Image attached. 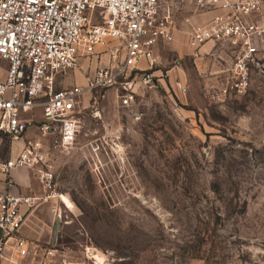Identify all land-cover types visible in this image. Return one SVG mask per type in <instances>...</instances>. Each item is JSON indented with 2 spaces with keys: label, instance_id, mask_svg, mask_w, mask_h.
Returning <instances> with one entry per match:
<instances>
[{
  "label": "rangeland",
  "instance_id": "obj_1",
  "mask_svg": "<svg viewBox=\"0 0 264 264\" xmlns=\"http://www.w3.org/2000/svg\"><path fill=\"white\" fill-rule=\"evenodd\" d=\"M161 1L174 4L176 32L156 52L159 80L136 83L130 106L116 88L96 107L102 93H85L69 148L37 128L22 138L41 139L54 173L33 207L46 222L43 244L72 263L264 264V75L243 94L215 97L231 51L196 55L190 34L210 14L195 0ZM108 57L83 60L57 88L85 84Z\"/></svg>",
  "mask_w": 264,
  "mask_h": 264
},
{
  "label": "built area",
  "instance_id": "obj_2",
  "mask_svg": "<svg viewBox=\"0 0 264 264\" xmlns=\"http://www.w3.org/2000/svg\"><path fill=\"white\" fill-rule=\"evenodd\" d=\"M195 5L210 15L190 34L193 52L199 55L212 43L233 57L214 96L247 92L264 75V0H195ZM175 32L174 4L161 0H0V134L19 141L35 126L43 136L56 134L57 146H73L81 130L78 115L86 108L84 94L102 93L89 104L96 107L103 91L116 88L121 104L130 106L138 93L136 83L149 86L159 80L156 52L174 41ZM103 52L108 63L96 66L85 84L57 88L59 77L62 81L81 69L83 60ZM44 150L41 139H28L17 157L0 162V169L8 175L16 167L36 169L38 180L51 189L54 173ZM37 200L0 192V260L13 241L21 258L73 264L54 243L45 246L18 235L27 222L26 209Z\"/></svg>",
  "mask_w": 264,
  "mask_h": 264
},
{
  "label": "crops",
  "instance_id": "obj_3",
  "mask_svg": "<svg viewBox=\"0 0 264 264\" xmlns=\"http://www.w3.org/2000/svg\"><path fill=\"white\" fill-rule=\"evenodd\" d=\"M211 47H213V44L208 43L202 50H207ZM145 64L146 62L144 65ZM34 128L36 127H30L29 132L35 133L32 131ZM25 142L26 140L11 141L6 136L0 134V162H4L11 157H17L23 150ZM5 191H9L14 194H21L23 196L40 197L45 194L46 189L45 186L38 180L36 169L16 167L10 171L9 175L0 169V192ZM26 210L27 222L19 231L18 235L43 243L44 241L42 238L46 222L43 220L41 214L36 213L35 208ZM1 236L2 233L0 231V238ZM0 264H39V261L19 257L13 247V241H9L6 248V258L0 260Z\"/></svg>",
  "mask_w": 264,
  "mask_h": 264
},
{
  "label": "bare ground",
  "instance_id": "obj_4",
  "mask_svg": "<svg viewBox=\"0 0 264 264\" xmlns=\"http://www.w3.org/2000/svg\"><path fill=\"white\" fill-rule=\"evenodd\" d=\"M92 256L95 257L96 259L100 260V261H102V259H103V254L95 248L92 251Z\"/></svg>",
  "mask_w": 264,
  "mask_h": 264
},
{
  "label": "water",
  "instance_id": "obj_5",
  "mask_svg": "<svg viewBox=\"0 0 264 264\" xmlns=\"http://www.w3.org/2000/svg\"><path fill=\"white\" fill-rule=\"evenodd\" d=\"M73 264H84V263H80V262H75V263H73Z\"/></svg>",
  "mask_w": 264,
  "mask_h": 264
}]
</instances>
